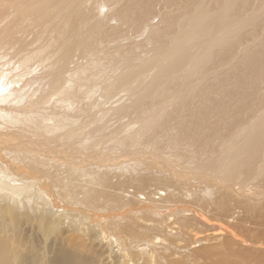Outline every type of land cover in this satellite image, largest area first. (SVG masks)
I'll use <instances>...</instances> for the list:
<instances>
[{"label": "bare ground", "instance_id": "6f19581e", "mask_svg": "<svg viewBox=\"0 0 264 264\" xmlns=\"http://www.w3.org/2000/svg\"><path fill=\"white\" fill-rule=\"evenodd\" d=\"M257 178L264 0H0V264L250 247Z\"/></svg>", "mask_w": 264, "mask_h": 264}, {"label": "rangeland", "instance_id": "374dc122", "mask_svg": "<svg viewBox=\"0 0 264 264\" xmlns=\"http://www.w3.org/2000/svg\"><path fill=\"white\" fill-rule=\"evenodd\" d=\"M256 186H264V179L257 178ZM242 199H244V197H242ZM247 201L250 202L249 200ZM255 201L259 203H257L258 205H256L255 208L256 212L254 213L246 210L242 204L235 203V200L233 201V203H225L228 207L232 205L231 209L234 208V216H236L237 218L235 220L236 222L234 221L232 223L234 224V226L231 228L233 233H235L238 237L240 236V241H247L246 243H249L250 247L237 244L232 241L227 242L224 239H206L189 245L190 243H187L190 242V237H192V234H195L199 231L206 232V230L213 227L210 225H203L202 223H196L191 228H185L187 234L182 238L183 240L181 239V241H179V244L184 247L181 249L183 253H186L188 250H196V245L198 249L196 255L184 256L183 261H186L184 262V264H264V197L258 198ZM237 220H239L240 223H238ZM218 224L222 223L218 222ZM189 230H191V232H189ZM189 234H191V236H189ZM94 245L96 246V248L99 246L96 245V242ZM206 247L210 248L206 249ZM101 250L102 246L98 247L95 255L98 256L97 254H99L98 252ZM178 252V250L174 249L173 251H170L168 257L172 258L173 253Z\"/></svg>", "mask_w": 264, "mask_h": 264}]
</instances>
